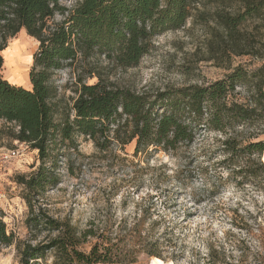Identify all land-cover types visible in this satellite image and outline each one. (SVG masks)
Returning <instances> with one entry per match:
<instances>
[{
	"label": "rangeland",
	"instance_id": "obj_1",
	"mask_svg": "<svg viewBox=\"0 0 264 264\" xmlns=\"http://www.w3.org/2000/svg\"><path fill=\"white\" fill-rule=\"evenodd\" d=\"M75 1L62 4L71 7ZM242 10L240 0H200L182 28L153 39L137 66L123 70L104 58L89 62L112 85L148 94L206 86L241 68L247 82L238 84L229 99L246 104L254 85L264 89V20L240 25L246 45L240 51L245 54L234 55L226 49L229 39L217 18ZM217 38L223 51L216 48ZM37 47L24 31L8 39L0 53L3 78L19 86L28 77ZM85 64L54 73L56 94L50 104L55 121L68 110L73 115L77 73L88 84L97 80L87 74ZM8 126L0 121V216L14 240L0 245V264H19L20 246L46 243L55 233L25 227L27 206L16 177L29 176L39 161L36 151L10 137ZM236 133L238 140H264V128L253 125ZM224 138L220 132L199 131L190 145L135 156L134 142L114 143L102 151L80 136L75 147L58 145L49 153L46 165L52 163L58 182L41 194L39 204L52 218L68 221L77 235L91 233L80 251L88 253L94 244L107 246L115 264H149L150 253L166 264H264V189L259 182L264 175L250 180L237 176L233 170L244 161L225 154ZM11 150L19 152L16 158H8ZM54 259L49 252L37 264H53Z\"/></svg>",
	"mask_w": 264,
	"mask_h": 264
},
{
	"label": "trees",
	"instance_id": "obj_2",
	"mask_svg": "<svg viewBox=\"0 0 264 264\" xmlns=\"http://www.w3.org/2000/svg\"><path fill=\"white\" fill-rule=\"evenodd\" d=\"M62 1L0 0V53L6 41L21 31L38 43L28 72L30 89L3 78L0 54V121L9 125L13 140L36 151L39 161L29 176L16 177L27 206L24 224L29 232L55 233L46 243L20 246L19 264H37L49 252L54 253L53 264H115L107 246L94 244L88 253L80 251L78 246L91 233L77 235L68 221L52 218L39 204L41 194L58 182L52 163L46 165L49 153L56 152L58 145L75 147L80 136L102 151L114 143L134 142L135 156L169 152L190 145L199 131L211 130L225 135L222 146L229 158L244 161L233 172L241 179H256L264 175V140H238L236 130L244 125L264 128V89L262 84L254 85L246 104L230 100L235 87L247 82L241 68L206 86L188 85L154 94L114 86L89 61L104 58L123 70L137 66L153 39L182 28L190 8L200 0H76L71 7ZM240 1V13L217 15L229 39L226 49L234 55L245 54L240 51L246 46L240 25L248 19L264 20V0ZM56 16L60 20L55 21ZM215 41L217 50L223 51L218 38ZM82 62H87V74H95L97 80L88 84L83 73H77L73 115L68 110L55 121L50 104L56 94L52 77L56 71L77 69ZM229 132L236 134L227 136ZM259 182L264 189V178ZM13 240L0 216V245L7 247ZM150 256L160 258L156 253Z\"/></svg>",
	"mask_w": 264,
	"mask_h": 264
},
{
	"label": "bare ground",
	"instance_id": "obj_3",
	"mask_svg": "<svg viewBox=\"0 0 264 264\" xmlns=\"http://www.w3.org/2000/svg\"><path fill=\"white\" fill-rule=\"evenodd\" d=\"M19 83H21V84H19V86H21L25 89H30V87H31L29 80H28V77H26L24 80L19 81ZM149 264H166V263L163 262V260H161L160 258L152 257Z\"/></svg>",
	"mask_w": 264,
	"mask_h": 264
},
{
	"label": "built area",
	"instance_id": "obj_4",
	"mask_svg": "<svg viewBox=\"0 0 264 264\" xmlns=\"http://www.w3.org/2000/svg\"><path fill=\"white\" fill-rule=\"evenodd\" d=\"M19 152L15 150L8 151V158L13 159L18 156ZM7 158V157H6Z\"/></svg>",
	"mask_w": 264,
	"mask_h": 264
}]
</instances>
